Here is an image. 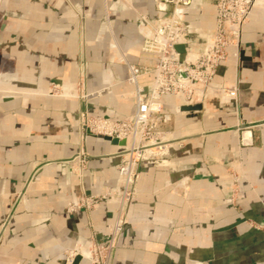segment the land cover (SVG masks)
<instances>
[{"label":"crops","instance_id":"crops-1","mask_svg":"<svg viewBox=\"0 0 264 264\" xmlns=\"http://www.w3.org/2000/svg\"><path fill=\"white\" fill-rule=\"evenodd\" d=\"M136 12L157 16L152 0H0V264H62L75 244L105 243L117 216L109 264H264V0L242 27L237 66L229 54L213 77L236 84L235 101L163 97L166 135L179 142L138 162L120 214L103 202L66 212L82 193L118 187L117 154L128 142L81 133L82 97L46 93L79 82L89 114H131L134 87L115 51L137 66L156 62L140 50ZM214 19L210 2L186 9L182 56L203 49ZM150 80L138 79L144 96Z\"/></svg>","mask_w":264,"mask_h":264},{"label":"built area","instance_id":"built-area-1","mask_svg":"<svg viewBox=\"0 0 264 264\" xmlns=\"http://www.w3.org/2000/svg\"><path fill=\"white\" fill-rule=\"evenodd\" d=\"M152 1L157 16L150 18L136 12V23L142 37L140 50L142 54L154 57L155 65L137 66L129 63L121 53L118 57L124 61L127 81L134 87V111L120 120H110L102 116L88 117L82 107L78 110V128L81 133L83 129H87L96 134L97 138L108 136L127 140V146L117 154L118 187H105L93 194L82 193L77 201L66 204L67 213L79 210L89 212L103 202L115 204L120 214L135 195L138 162L155 153L166 151L171 144L179 142L166 135L164 126L171 116L163 110V97L178 96L187 103L203 101L212 96L233 101L236 99V84L214 85L213 77L218 66L229 54L234 66H237L242 27L257 0ZM194 1L212 3L215 7V19L212 35L206 39L203 49L193 53L192 57H186L176 47L185 46L187 42L185 11ZM180 72L185 76H179ZM145 74H150L151 80L149 90L144 96L138 79ZM68 87L66 90L62 85L54 84L48 93L58 92L59 96H66L74 89ZM122 227V218L117 216L108 227L105 243L93 240L85 245L75 244L64 253L62 264H71L76 256L83 258L82 253H87L84 258L91 264H109L112 249Z\"/></svg>","mask_w":264,"mask_h":264},{"label":"rangeland","instance_id":"rangeland-1","mask_svg":"<svg viewBox=\"0 0 264 264\" xmlns=\"http://www.w3.org/2000/svg\"><path fill=\"white\" fill-rule=\"evenodd\" d=\"M119 53H120V51H115V61L116 62H119V63H122V64H124V61H121V60H119L118 59V57H119ZM125 65V64H124ZM74 86V89H72L71 90V94H69V95H66L65 97H72V98H79V97H81L80 95H82L83 97L81 98V106H80V108L81 109H83V111L86 113V115L88 116V117H97V116H99V117H101L102 115H91V114H89L88 113V111H87V109H86V107L83 105V103L85 102V100H86V98L85 97H88V93H86V92H84V91H82L81 92V90H80V88H81V83H77V84H75V85H73ZM50 87H52V85L50 86ZM66 92V91H65ZM46 94H48V95H56V96H58L59 95V93L58 92H56V94L53 92V93H51V92H49L48 93V91H47V93ZM79 110V109H78ZM102 117H105V116H102ZM108 118V117H107ZM110 120H113V119H110ZM166 126V125H165ZM164 126V127H165ZM86 130L87 129H83L82 130V133H86ZM88 133L89 134H91L92 136H94V137H98L96 134H94V133H92L91 131H88ZM103 138V137H102ZM85 156H87V154L85 153V152H83V157H85ZM83 157H81L82 159V161H83ZM23 193V192H22ZM22 193H19L18 195H15L14 197H13V199H12V202H11V205L9 206V210H8V216H12V215H14V213L16 212V210L18 209V207L20 206V204H21V201H22V197H23V194ZM68 203V202H67ZM65 209H66V206H65ZM9 217V218H10ZM5 226H7V222H6V224L4 223V226L2 227V228H5Z\"/></svg>","mask_w":264,"mask_h":264},{"label":"water","instance_id":"water-1","mask_svg":"<svg viewBox=\"0 0 264 264\" xmlns=\"http://www.w3.org/2000/svg\"><path fill=\"white\" fill-rule=\"evenodd\" d=\"M176 48H177V50L179 52H181V53L184 52V46H177ZM179 76L183 77L185 75H184V73L180 72ZM199 106H200L199 104H194V105H187L185 108L186 109H191V108L194 109V108H199ZM86 133H88V130H86ZM103 139L110 141V143H112V144H118V145H121V146L125 145V140L124 139L118 140L116 138H111V137H108V136L103 137ZM80 259H81L80 256H76L73 259L71 264H77Z\"/></svg>","mask_w":264,"mask_h":264},{"label":"bare ground","instance_id":"bare-ground-1","mask_svg":"<svg viewBox=\"0 0 264 264\" xmlns=\"http://www.w3.org/2000/svg\"><path fill=\"white\" fill-rule=\"evenodd\" d=\"M82 255H83V258H84V256H86V255H87V253H82Z\"/></svg>","mask_w":264,"mask_h":264}]
</instances>
